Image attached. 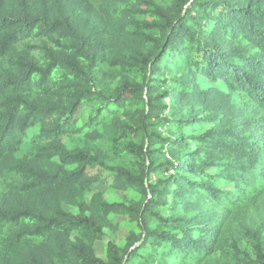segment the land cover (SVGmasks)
I'll return each instance as SVG.
<instances>
[{"label":"trees","instance_id":"trees-1","mask_svg":"<svg viewBox=\"0 0 264 264\" xmlns=\"http://www.w3.org/2000/svg\"><path fill=\"white\" fill-rule=\"evenodd\" d=\"M247 103L264 112V0H0V264H264V218L244 225L264 179ZM159 143L173 159L154 164ZM104 144L138 151L137 173ZM117 213L139 233L104 261Z\"/></svg>","mask_w":264,"mask_h":264},{"label":"rangeland","instance_id":"rangeland-1","mask_svg":"<svg viewBox=\"0 0 264 264\" xmlns=\"http://www.w3.org/2000/svg\"><path fill=\"white\" fill-rule=\"evenodd\" d=\"M179 68H176V70ZM169 75V74H167ZM181 73H178L177 76H180ZM169 76H163V79L168 78ZM198 81L202 86L208 87L213 84L212 81H210L207 78H204L202 76H198ZM163 102H165V110L162 113V117L166 118L168 117L170 113V101L169 98L166 97L163 99ZM247 105L252 109V111L249 112V114H252L255 110V116H250L253 118H257L259 125L256 126V130L258 131V135L261 136L264 139V112L261 110H257L252 106V104L247 103ZM263 120V121H262ZM170 125V124H168ZM164 126H157L154 127L155 131L159 134L160 138L166 139L170 137V131L171 126L169 127ZM204 128H209L207 125L203 126ZM136 143V141H134ZM103 148L105 151L108 152L109 155L112 157V162L114 165L117 166H124L125 168L129 169L133 174L137 173L136 168H138L137 163L139 162V154L138 151L131 150L130 152H124L123 156L121 158H117L114 153L111 151L110 146L108 144H104ZM133 148V147H132ZM131 148V149H132ZM148 157L147 160L150 161V157L152 158V161L154 164H160L165 158L172 160V155L168 151V148L164 146L162 143H159L153 148L147 147L146 149ZM157 177H165L166 175H156ZM154 181L157 182V179L154 177ZM258 188L259 191L255 194L253 192L249 191L247 194L249 196H252L251 198H254L250 200L247 203H252L255 199L257 201L247 208V214L244 218V225L245 222H252L256 221L259 217L260 219L264 218V179H259L258 181ZM99 191L104 192L106 200L110 203H122L125 204L128 207L134 208V206L141 200V195L135 191L129 190V191H122L115 188H108V187H98ZM246 204V203H245ZM68 209V208H67ZM156 212L163 214L165 212V209H158ZM112 220V228L106 230L105 237L98 241L96 243V254L99 258H101L104 261H107V255H108V244L113 243L114 245L124 248L125 245L128 243L131 236L135 233H139L138 227L136 225V221L133 220L132 217L125 214H112L111 216ZM230 224V221L229 223ZM150 228L152 230H160L161 232L166 230L167 227L163 224H160L157 220H153L149 223ZM239 224L231 225L230 231L225 234V238H236L238 239L240 236V232L238 228ZM230 240V239H229ZM135 249V248H134ZM206 259H203L205 261ZM214 262L213 264H225L227 259L223 258V255L221 252H216L213 258ZM197 258H194L191 260L190 264H196Z\"/></svg>","mask_w":264,"mask_h":264}]
</instances>
